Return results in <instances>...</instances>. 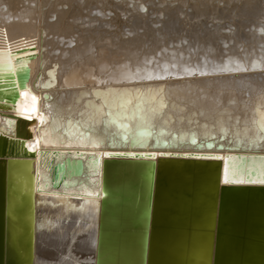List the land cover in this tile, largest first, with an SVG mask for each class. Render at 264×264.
I'll use <instances>...</instances> for the list:
<instances>
[{
  "label": "bare ground",
  "instance_id": "obj_1",
  "mask_svg": "<svg viewBox=\"0 0 264 264\" xmlns=\"http://www.w3.org/2000/svg\"><path fill=\"white\" fill-rule=\"evenodd\" d=\"M24 49V60L14 63L12 53ZM23 65L30 69L26 87L1 80L14 99L2 100L0 132L25 120L18 144L33 153L12 161L6 264H144L146 192L156 161L177 162L183 177L192 168L183 162H196L195 182L176 197L187 206L193 184V201L203 207L211 189L204 177L214 179L216 163L223 186L264 185V0H0L1 74ZM168 114L174 121L166 126ZM142 128L187 136H148ZM78 129L89 138L73 136ZM123 133L133 147L123 145ZM192 134L198 141L214 136L224 148H194ZM163 140L168 146H160ZM66 156L81 158V175L53 189L52 165ZM111 159L118 163L105 171ZM246 169L254 171L250 179ZM5 182L0 167L2 196ZM121 194L130 199L123 202ZM39 200L61 202L63 209L38 206ZM71 204L86 212L70 213L69 222L49 232ZM77 215H96L95 228L78 224ZM259 218L264 225V215ZM160 220L156 211V227ZM231 220L240 230L237 216ZM212 225L205 215L202 230L188 242H172L169 252L187 264H211ZM261 246L249 249L244 263L264 264ZM237 252L225 253L237 262Z\"/></svg>",
  "mask_w": 264,
  "mask_h": 264
},
{
  "label": "water",
  "instance_id": "obj_2",
  "mask_svg": "<svg viewBox=\"0 0 264 264\" xmlns=\"http://www.w3.org/2000/svg\"><path fill=\"white\" fill-rule=\"evenodd\" d=\"M59 40H61V38ZM64 42L69 41L65 40ZM25 53L26 49L18 50L12 53V56L14 57V63L20 62L21 59L24 60L23 55ZM47 72L51 75L52 70H48ZM1 73L2 72L0 71V109H4L7 107V105L3 104L2 100L13 101L14 97L5 92L3 88L5 84H2L3 82H1V80H8L10 82L15 81L19 88H24L26 87L27 82L30 78V69L27 65H23L21 68L17 67L13 73L12 71H6L4 72L5 74ZM43 86L46 87V84H43ZM98 92L100 91L96 90L94 92V96L98 97V95L96 94ZM82 96L88 97V95L85 93H82ZM85 105L94 106L90 100H86ZM171 106L174 107V104L172 103ZM165 107L166 103L162 102L161 108L164 109ZM149 110L150 112H153L154 108L149 107ZM101 115L104 116L103 111H101ZM107 115H109L108 112ZM157 115L160 118L162 113L158 112ZM0 117L4 118L2 114H0ZM138 118L141 119L142 123L146 122V119L144 117H140V115H138ZM168 119L169 122L168 120L163 119V123L166 126H168L170 122L174 121V118L171 114H168ZM114 122L117 123L116 121ZM193 122H196V120H194ZM27 123L28 122H26L25 120L17 118V123L14 131L11 128H8V130H3V132H0V167H4L6 172L5 192L3 196L1 195L2 190L0 188V264H6L7 241L10 231L8 202L10 199L9 184L12 161L15 159H19L20 157L33 156L32 152H28L23 148L21 144H18L19 142L21 143V141L24 139L22 129L27 126ZM59 130H61L59 132L62 136H68L64 128ZM78 130V133L73 136H75L76 138L79 137V139L89 138L90 133L87 129ZM144 130L147 131L148 136L170 135L174 140H176L177 138L184 139L187 136V133H181L180 135H177L176 132H167L165 128H162L157 132L155 130L150 131V129L145 128H142L140 131ZM190 137V144L197 149L202 147H207L208 149H212L214 147L218 149L224 148L223 146H221V144L215 145V143L213 142L214 136L208 138L209 140L207 141H198L193 134ZM220 139H222V137ZM122 140L123 145L126 142L130 147H133L135 145L134 140L129 138L127 139V135L124 133L122 134ZM152 142L150 143V146L152 148H156L158 146L157 142ZM167 142L168 141L165 140L161 141L160 146H168ZM88 159L95 166L98 164L97 158L89 156ZM242 160L248 161V158ZM117 163L118 162L116 159L105 160L103 163V167L105 171H107L110 167L116 166ZM161 163L159 161L154 162L153 168L150 170V186L148 191L146 192L148 218L146 221L145 229L146 239L144 264H187L186 260H181L178 256H174L172 253H170L169 246H172V242H188L191 236H193L192 234L194 231L202 230V227H198V224L205 215L210 217L211 224H213V228L209 229L212 235L213 243L211 251V264H247L244 263L246 262L244 254L249 249L255 246L256 249L263 250V246L261 245L264 244V225L261 224L262 218H259V216L263 217L264 215V185L232 184L223 186L219 183V178H217L220 163H216L213 175L214 179L212 180L204 177L205 182L211 181V189L209 192V197H206V201H203V207L198 208V205H196L195 201H193L196 192L193 184L191 186V195L188 197L187 206L185 205L184 201H178L176 197L182 191L184 192L183 189H185L188 181L192 180V183L195 182L196 176H198V167L196 162H183V164L187 166H189V164L192 165V168L190 167L189 170L186 171L184 177L182 176V170H177V168L179 169L180 167L179 165H177V162L173 160H166L165 162H163L165 163L163 166L165 167L164 169ZM245 164L246 162H244V165ZM51 170V187L53 189H56L60 186L61 183L66 182L67 178L81 175L82 160L81 158H72L70 156L61 157L56 162H54ZM142 175L145 176L146 174L142 173ZM168 176H171V180H173L172 187L168 185V182H170ZM252 176H254V171L250 170V173H248V169H246V179H250ZM174 183H178V185L175 186ZM137 185L138 184H132V187L136 188ZM166 190H168V194L166 193ZM166 196L168 200L166 199ZM121 199L123 202H126L130 199V197L121 194ZM164 199L166 200V202L168 201L170 203L168 209H166V205H164ZM158 202L160 203V205L157 207ZM37 204L38 206L50 205L56 209H63V203H52L51 200H39ZM156 211L159 213V215H161L160 225L157 227L155 221ZM85 212L86 211L82 204H71L65 211H62V216L60 218H57V221L52 220L49 223L48 231L53 233L56 229H59L61 226H63V223L69 222L71 220L70 213L77 214ZM234 216H237V218L242 222L240 230L235 228V225L231 220V218ZM76 217V221L78 224L81 225L86 224V222H90L91 224L87 225L86 228H95V222L97 220L96 215H77ZM173 219H175V222H173ZM138 226H140V224H134L133 229H137ZM42 229L43 228L39 227L37 229V232L42 231ZM81 234H83V231L79 233V235ZM164 234H167L168 237L164 238ZM233 247H238V252L236 255L237 262H234L233 257H229V255L225 253L226 249L228 250L229 248L231 250ZM177 249L181 250L182 248L178 246ZM153 254H157L158 262L156 261L157 259L154 262H151V256Z\"/></svg>",
  "mask_w": 264,
  "mask_h": 264
},
{
  "label": "snow or ice",
  "instance_id": "obj_3",
  "mask_svg": "<svg viewBox=\"0 0 264 264\" xmlns=\"http://www.w3.org/2000/svg\"><path fill=\"white\" fill-rule=\"evenodd\" d=\"M228 182L227 176L225 177V183ZM256 181H253V183H255ZM260 183H264V180H261Z\"/></svg>",
  "mask_w": 264,
  "mask_h": 264
}]
</instances>
